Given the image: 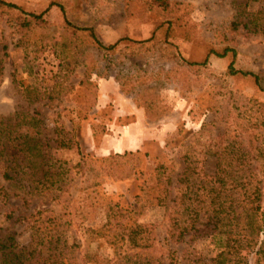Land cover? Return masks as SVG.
I'll return each mask as SVG.
<instances>
[{
    "label": "rangeland",
    "instance_id": "1",
    "mask_svg": "<svg viewBox=\"0 0 264 264\" xmlns=\"http://www.w3.org/2000/svg\"><path fill=\"white\" fill-rule=\"evenodd\" d=\"M6 1L44 13L48 23L22 27L15 17L0 12V117L21 112L28 118L41 110L44 147L64 175L59 176L63 189L56 192L58 198L50 194L51 183H32L43 195H28L27 206L19 187L8 188V198L1 193L2 231L14 230L21 244L27 245L29 222L7 215L46 210L42 218L46 225L51 224L47 216L58 214L69 242H76L78 257L86 235L100 246L98 238L103 236L97 232L105 233L111 226L108 206L118 204L124 211L133 210L128 212L132 220L125 224L158 226L162 264H213L215 233L192 232L184 242L173 243L167 238L165 217L168 212L172 217L188 213L181 201L187 187L179 181L184 171L213 185L217 153L231 144L247 149L250 167L241 175L264 193V88L253 78L228 74L234 60L238 69L258 73L264 87V35L243 26L234 30L232 25L236 4L246 0H171L188 5L176 14L181 19L174 20L171 29L161 15L141 16L142 0ZM53 2L62 4L66 13ZM66 19L78 28L93 29L104 45L119 41L118 45L107 52L88 31L70 32ZM187 29L198 33L201 41L186 38ZM227 47L235 48L237 55H212L206 67H189L183 61H201L210 48L222 52ZM63 127L73 131L77 147L60 148L52 140L56 128ZM22 131L34 129L25 126ZM137 151L139 164L131 177L114 178L98 170L104 158ZM83 155L90 170L84 168ZM125 160L121 162L129 165L128 157ZM157 164L175 170L178 195L169 207L158 205L142 190L143 181L154 177ZM0 180L8 186L2 176ZM196 188L199 195L212 192L199 184ZM89 226L96 232H86ZM118 243L107 253L100 246V252L116 256V250L126 249L120 238ZM85 257L83 253L79 264ZM249 261L254 264L252 254Z\"/></svg>",
    "mask_w": 264,
    "mask_h": 264
},
{
    "label": "trees",
    "instance_id": "2",
    "mask_svg": "<svg viewBox=\"0 0 264 264\" xmlns=\"http://www.w3.org/2000/svg\"><path fill=\"white\" fill-rule=\"evenodd\" d=\"M142 1L143 11L140 15L146 18L152 14L161 15L168 20L169 29H171L174 20L178 22L181 19L176 14L188 7L184 3L171 0ZM54 4L58 5L64 14L66 13L62 4ZM0 12L9 14L12 18L15 17L22 27H42L48 23L44 13L25 11L20 5L6 0H0ZM232 25L234 30H239L243 26L252 33L264 35V0H246L237 3L236 16ZM66 28L76 35L78 31H88L90 38L107 52L114 50L119 42L106 46L98 39L93 29L78 28L68 19H66ZM186 32V38L194 42L201 41L198 33H192L189 29ZM229 53L235 57L237 50L227 47L220 52L215 48H210L201 61L187 59H183V61L189 67H206L212 55L225 57ZM234 62L233 60L229 65V75L253 78L258 86L264 88L262 87V78L258 73L238 69ZM25 116L24 113L16 112L9 117H0V172L5 181L9 182L6 186L0 180V194L3 193L4 198H8L11 195L8 188L19 187L23 190L22 199L24 205L27 206L29 204L28 195H43L37 185L33 186L34 183H51L49 185L52 187L50 194L54 195V198H58L56 192L63 189L59 176L64 173L62 170H56V164L52 162V157L44 147L45 137H42L44 122L41 118V110L28 115V118ZM25 126L33 128L34 132H23ZM55 134L56 137L52 140L58 147L67 149L77 147L78 143L73 131L64 127L56 128ZM247 153L245 147L235 148L233 144L225 147L221 153H217V179L213 185H209L206 181L202 182L197 177L193 178L192 175L187 174L188 170L184 171V175L179 181L181 185L187 187V192L181 195V201L188 213L185 216L172 217V214L168 212L165 217L168 219L166 221L168 225L166 227L167 238L171 242H184L192 232L194 234L206 232L208 235L215 233L213 237L217 245V254L213 264H250L249 254H252L254 264H264V193L260 185L245 181V176L241 175L247 171V167H250L246 159ZM126 157L130 161L129 165L124 164L127 161ZM82 159L84 168L88 166L90 170L86 156L83 155ZM139 159V151L111 155L104 158V163L99 165L98 170H102L114 178L131 177L137 171ZM121 160L125 161L121 162ZM92 167L96 168L94 165ZM154 171L153 178L143 181L142 190L158 205L169 207V203L175 201L178 195L174 194L176 188L175 170L165 164H157ZM234 173H238L240 176L233 177ZM227 175L232 177L228 179ZM198 184L204 189L210 187L212 192H209V189L207 195H199L195 192ZM56 185H58L57 188ZM152 190L158 193L153 195L151 194ZM192 201H196L198 206L204 204V207H193ZM205 207L209 209L202 213ZM44 211L46 210L36 209L29 214L25 212L15 214V211H11L7 215L8 218L16 221L29 222L30 242L27 245H22L14 230L9 228L3 232L0 228V264H79V261L83 259V253L86 256L83 264H89V262L92 264H162L160 259L162 242L157 232L158 226L147 223H137L131 226L125 224L126 220H132L129 213L133 210L124 211L123 207L118 204L108 206V225L111 226L105 233L97 232L103 236L98 238V244L104 246L105 251L103 252L107 253L108 248L114 247L113 244H119L118 239L120 238L126 247L125 250H116V256L113 257L111 253L106 257L105 253L100 252V246L97 244L95 246L94 238L89 235H86L85 241L80 244L81 253L77 257L76 242H69L65 234L66 230L62 228V223L58 222V214L47 216V220L51 224L44 221L47 223L44 225L42 224ZM205 217H207V221L203 223L202 220ZM87 231L96 232L90 226Z\"/></svg>",
    "mask_w": 264,
    "mask_h": 264
}]
</instances>
